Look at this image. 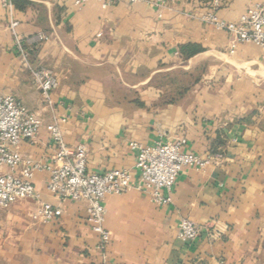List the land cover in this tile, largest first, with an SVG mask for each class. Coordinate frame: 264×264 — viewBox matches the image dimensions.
<instances>
[{
	"label": "crops",
	"instance_id": "crops-1",
	"mask_svg": "<svg viewBox=\"0 0 264 264\" xmlns=\"http://www.w3.org/2000/svg\"><path fill=\"white\" fill-rule=\"evenodd\" d=\"M21 1L13 14L17 35L49 36L29 64L50 68L59 84L47 105L13 48L0 6V97L12 96L41 121L35 141L22 140L18 152L49 164L47 126L57 124L69 148L85 147L88 173L125 170L132 187L105 197L110 240L99 251L86 204L52 195L47 173L36 171V194L61 215L33 222L31 198L0 210V264H264V49L238 43L231 53L233 37L200 20L213 12L234 23L264 0H221L215 10L213 0H176L161 17L144 4L103 10L97 0L80 8L69 0ZM188 44L201 51L182 62L178 47ZM210 64L181 95L159 81ZM177 138L186 140L184 151L210 162L183 168L172 203L158 207L136 188L130 144ZM182 219L199 228L195 241L177 237Z\"/></svg>",
	"mask_w": 264,
	"mask_h": 264
},
{
	"label": "built area",
	"instance_id": "built-area-1",
	"mask_svg": "<svg viewBox=\"0 0 264 264\" xmlns=\"http://www.w3.org/2000/svg\"><path fill=\"white\" fill-rule=\"evenodd\" d=\"M80 8L89 0H69ZM103 10L116 4H144L153 9L158 17L170 1L176 0H97ZM221 0L212 1V9L220 5ZM0 6L8 18V29L13 37V48L31 74L33 86L40 92L47 105L50 96L58 88V78L50 69L42 65L33 67L29 57L36 46L48 40L46 33L33 38L22 39L16 33L18 22L13 18L14 6L10 0H0ZM191 17V16H190ZM205 24L215 26L233 37L235 44H254L264 49V2L248 6L237 22L227 23L217 18L215 13L200 16ZM41 127L38 116L28 110L12 96L0 97V210L23 198H31L36 210L31 216L33 222L47 223L61 215V210L42 202L34 190L32 178L36 171L47 173L46 189L52 195L73 202L86 204L87 221L93 233L98 236L96 249L104 251L110 240V234L104 228L106 210L104 199L108 195H122L131 187V175L125 170H110L103 174L88 173L86 170V149L84 146L69 148L63 141L57 124L47 126L54 153L49 164H41L23 159L17 148L22 140L34 142ZM186 140L157 142L152 146L131 143L136 150L135 169L138 173L136 188L148 193L153 204L165 207L172 203L171 193L174 183L183 168L206 167L210 160L184 151ZM18 172V173H16ZM199 228L188 219L180 220L177 237L187 242L195 241Z\"/></svg>",
	"mask_w": 264,
	"mask_h": 264
},
{
	"label": "trees",
	"instance_id": "trees-1",
	"mask_svg": "<svg viewBox=\"0 0 264 264\" xmlns=\"http://www.w3.org/2000/svg\"><path fill=\"white\" fill-rule=\"evenodd\" d=\"M10 2L13 4L15 8L17 7L19 8L21 6L19 5L20 3L25 4L24 1H21V0H10ZM200 51L201 50L199 47L191 45V44L178 47V55L180 56V59L182 62L190 59L191 57H193ZM201 68L202 67L200 66L190 71H178V73L181 74V78L183 79H181L180 77L178 78L176 73L167 74L166 76L161 77V79H163V82H160V83L165 84V85L166 84L170 85L172 89L171 91L172 93H174L175 95H181L185 93L186 91L190 90V88L199 81L202 73H204L203 68L202 69ZM199 70H201L202 73L195 76L194 74L198 72ZM184 79H188L189 81L186 82Z\"/></svg>",
	"mask_w": 264,
	"mask_h": 264
},
{
	"label": "rangeland",
	"instance_id": "rangeland-1",
	"mask_svg": "<svg viewBox=\"0 0 264 264\" xmlns=\"http://www.w3.org/2000/svg\"><path fill=\"white\" fill-rule=\"evenodd\" d=\"M211 67H212V65L210 64L209 66L204 67L203 70H210ZM201 69H202V68H201ZM201 73H202V71L199 70V71L196 72L194 75L197 76L198 74H201ZM176 75H177L178 78H179V77L181 78V74H180V73L176 72ZM181 79H183V78H181ZM184 80H185L186 82L189 81L188 79H184ZM160 82H163V79H161Z\"/></svg>",
	"mask_w": 264,
	"mask_h": 264
}]
</instances>
